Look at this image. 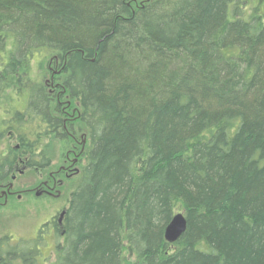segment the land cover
Wrapping results in <instances>:
<instances>
[{
    "label": "trees",
    "instance_id": "1",
    "mask_svg": "<svg viewBox=\"0 0 264 264\" xmlns=\"http://www.w3.org/2000/svg\"><path fill=\"white\" fill-rule=\"evenodd\" d=\"M140 1L0 0L19 158L46 168L44 141L64 138L52 88L79 103L89 138L54 264H264V16L246 20L243 0ZM177 214L187 231L170 244ZM47 234L0 264H50Z\"/></svg>",
    "mask_w": 264,
    "mask_h": 264
},
{
    "label": "rangeland",
    "instance_id": "2",
    "mask_svg": "<svg viewBox=\"0 0 264 264\" xmlns=\"http://www.w3.org/2000/svg\"><path fill=\"white\" fill-rule=\"evenodd\" d=\"M147 1L151 0H141L138 3L143 4ZM242 3L246 20H250L255 13L264 16V3L259 4L258 0H243ZM57 70L58 68L54 69L55 76L59 74ZM33 76L41 81V77L49 76V71L39 70L34 64ZM50 93L54 112L62 116L65 114V120H68L64 125L65 128L59 131L64 138L55 134L43 143L42 149L52 162L50 168L41 169V171L23 169L27 167L29 156L22 157L24 160L20 166L22 173H17L15 181H12L11 178L6 181L14 184L20 198L11 199L9 204L0 208V235L6 233L15 239L28 240L37 236V233L47 222L53 218L58 219L60 214L69 208L71 192L75 188L79 177L78 173L85 163L84 155L89 146V138L87 131L80 123V105L68 96L61 97L57 88H52ZM12 105L21 107L24 105V100L18 99L13 90H8L0 101V164L6 160L15 161L23 152L20 149L17 150L19 146L17 138L13 134L7 133L3 126L4 111ZM70 154L72 160L78 159L76 165L78 173H74L69 179L64 177L62 185L55 188L54 191L48 189L43 183L48 181L52 173L59 171ZM58 242H63L61 236L57 239L55 235L47 234L44 253L46 256H51L50 264H54L56 261L55 244ZM126 257L130 264H137L134 258L129 255Z\"/></svg>",
    "mask_w": 264,
    "mask_h": 264
},
{
    "label": "flooded vegetation",
    "instance_id": "3",
    "mask_svg": "<svg viewBox=\"0 0 264 264\" xmlns=\"http://www.w3.org/2000/svg\"><path fill=\"white\" fill-rule=\"evenodd\" d=\"M67 121H68L67 119L64 120V125L67 124ZM64 128H65V126H64ZM19 149H20V146H18L17 150H19ZM75 155H77V154H75ZM22 160H23L22 158L15 159V161L13 160L14 162L13 161L12 162L14 163V165H13V168L9 172H2V170H1L2 165L0 164V208H3L7 204H9L11 199H13L15 197H18V199L20 198V195H17L18 191L15 190L14 184L12 182L7 183L6 181L9 178H11L12 181H15L17 173H20V174L22 173V169L20 168ZM23 162H24V160H23ZM77 163H78V159L74 158V160H72L71 154L68 155L64 165L61 166L59 171L54 172L50 175L48 181L43 183L44 186H46L48 189H51L52 191H54L55 188L62 185L64 177L69 179L71 177V175H73L74 173H78V170L76 168ZM51 165H52V162L50 163V165L48 167L43 168V170L50 168ZM23 169H35V170L41 171V168H29L28 159H27V167H25ZM80 173H81V171H79L78 174L80 175ZM64 212H66V214L63 216V218H61L62 214H60L58 219L53 218L51 221L47 222L43 226L41 231H44L46 229L47 231H49L48 234L51 236V234H53L54 231L57 230V228L62 227V224H64V222H65V218H66L68 210L63 211L62 213H64ZM37 235H38V233H37ZM63 235H64V233H63ZM5 239H7L8 242L3 241ZM20 241H21V239H15L11 235H6V233H2L0 235V250L5 251L8 247L14 246L17 243H19Z\"/></svg>",
    "mask_w": 264,
    "mask_h": 264
},
{
    "label": "water",
    "instance_id": "4",
    "mask_svg": "<svg viewBox=\"0 0 264 264\" xmlns=\"http://www.w3.org/2000/svg\"><path fill=\"white\" fill-rule=\"evenodd\" d=\"M66 214L62 213L61 218ZM187 231V220L183 214L174 216L165 231L166 241L170 244L176 243Z\"/></svg>",
    "mask_w": 264,
    "mask_h": 264
},
{
    "label": "bare ground",
    "instance_id": "5",
    "mask_svg": "<svg viewBox=\"0 0 264 264\" xmlns=\"http://www.w3.org/2000/svg\"><path fill=\"white\" fill-rule=\"evenodd\" d=\"M70 201V200H69Z\"/></svg>",
    "mask_w": 264,
    "mask_h": 264
}]
</instances>
